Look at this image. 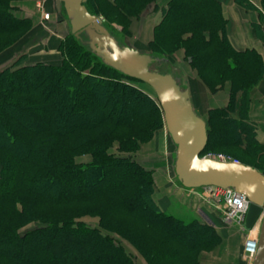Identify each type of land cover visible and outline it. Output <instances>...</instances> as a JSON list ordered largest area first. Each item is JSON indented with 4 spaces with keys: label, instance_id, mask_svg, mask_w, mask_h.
<instances>
[{
    "label": "trees",
    "instance_id": "16d2710c",
    "mask_svg": "<svg viewBox=\"0 0 264 264\" xmlns=\"http://www.w3.org/2000/svg\"><path fill=\"white\" fill-rule=\"evenodd\" d=\"M132 1L148 3L152 0ZM239 1L242 4L249 2ZM89 2H86L88 9L98 15ZM5 19L8 23L2 24ZM227 21L220 0H171L165 20L157 30L159 47L176 46L178 42L186 46L191 64L213 92L227 80L232 81L228 104L209 110V140L201 156L223 146H244L250 135L257 142L255 123L249 116L242 120L233 114L237 109L238 94L252 89L263 77L264 59L256 49L234 47L226 34ZM25 22L27 19H19L8 9L4 12L0 8V32L19 30L26 25ZM261 25L263 29L264 17ZM187 33L191 34L190 37L183 39ZM71 39L105 74L110 73L117 79H136L104 63L91 50L86 38H78L71 31ZM74 58L77 60L75 55ZM77 61L73 67L63 68L65 76L61 68L46 62L30 64L18 71L7 70L0 75V99L3 102L0 108V147L11 152L18 160L16 163L25 160L49 169L40 178L44 179L41 186H37L35 176L27 171H16L12 180H5L0 174V255L13 264H124L130 256L121 246L110 242L108 236L95 227L81 222L74 224L75 215L58 210L59 207L80 205L102 214L107 211L132 216L142 225L156 227L164 237L191 251L220 244L223 237L212 224L183 210L167 212L159 208L153 197L155 182L152 172L135 161H124L109 154L108 148L115 136H146L165 121L158 99L119 80L116 93L122 91L123 96L130 99L125 112L116 109L111 102L109 104L105 87L96 90L99 106L108 104L103 109L106 113L90 106L82 111H70L69 97L78 94L72 85L74 82L93 85V81H101L94 73L83 76L84 67L76 69L77 64L80 65ZM54 70H58L57 73ZM68 71H73V75ZM27 74V84L6 85L8 77ZM25 92H35L46 104L24 103L33 100L18 96ZM36 109H39V115L34 113ZM65 114L69 120L64 119ZM18 125L28 131L21 130ZM118 129L126 131L117 135ZM257 144L264 148V143L258 141ZM87 152L93 159L87 164L77 163L76 155ZM105 161L127 166L132 173L122 181L114 180L117 172L111 169L107 173ZM259 170L264 173L263 169ZM51 174L56 175L52 177ZM76 175L81 176L79 182L73 181L72 177ZM35 219L47 222L48 226L24 235L19 232L20 227ZM86 240L93 241V246L101 245V251L81 250ZM30 245L32 247L28 249ZM101 252L111 255L107 263L94 259Z\"/></svg>",
    "mask_w": 264,
    "mask_h": 264
},
{
    "label": "rangeland",
    "instance_id": "374dc122",
    "mask_svg": "<svg viewBox=\"0 0 264 264\" xmlns=\"http://www.w3.org/2000/svg\"><path fill=\"white\" fill-rule=\"evenodd\" d=\"M170 1L152 0L148 3H135L132 0H90L89 5L97 11L98 16L119 39L121 44H130V46L138 48L142 52L151 53L153 56L160 58V60H165L160 67L161 70L169 69V62H172L181 67L182 74L191 79L192 75H195L198 70L191 64L186 46L179 42L176 46H174L175 44H170L168 47H159L157 44V39H159L157 30L159 31V25L165 20ZM253 1L257 2L258 0ZM257 4L260 6L261 14L264 17L263 0ZM0 8L4 12L8 9L19 19H27L26 25L24 24L19 30L0 32V75H4L7 70H21L30 64H34L31 62L35 61V59L48 58V60H51L50 64L54 65L53 67L58 66V68L55 67L57 69L61 68L65 76L67 74H65L66 71H63V68L65 66L73 67L78 62L77 60H79L80 65L77 64L76 69L84 67L82 71L83 76L94 73L101 81H93L92 85L91 83L86 84L72 80L74 83H70L77 88L78 94L69 97L68 108L70 111H82V108L90 106L94 110H100L99 112L102 114L106 113L103 109L108 104L107 106H99V100H97L99 94L96 90L105 87L107 91L106 97L110 98L109 104L111 102L114 106H117L116 109L125 112L130 106V99L123 96L122 91L116 93V85L119 80L131 84L157 99L154 89L149 84L139 79H119L121 77L117 79L110 73L105 74L99 69L98 65L94 66L96 63L92 61V57L84 53L72 41L71 26L67 13L64 8H62V11H59L54 0H0ZM1 23L7 24L8 20H2ZM190 35V33L185 34L183 39H187ZM53 37L58 38V45L56 46L57 50L51 51L52 49L48 42ZM74 55L77 57V60L74 58ZM39 62L44 61H36L35 63ZM156 66L157 63L152 65L153 68ZM54 71L57 73L58 70ZM67 73L73 75L74 72L68 71ZM27 78L28 74L21 77L19 75L13 78L8 77L6 85L10 87L21 86L22 84H27ZM59 78L61 79V76ZM209 89L213 92L210 87ZM29 93L25 92L22 95L15 93V95L22 98H32V101L24 102L27 104L33 101L39 103V105L41 103L46 104L42 97L38 96L35 92ZM246 93L242 92L240 98L243 106L248 102ZM42 96L46 97L45 95ZM51 98L52 96L50 95L49 99ZM2 103L0 99V108H2ZM34 113L39 115V109L34 110ZM245 116H249L250 119L246 107L242 109V114L239 118L243 120ZM64 119L69 120L70 118L65 114ZM79 123L85 124L86 122L79 121ZM75 125L77 124L75 123ZM18 126L21 130L28 131L23 126ZM66 126L65 124V129ZM125 131L124 129H118L117 135L123 134ZM255 138L258 142L256 134ZM257 142L250 135L244 146H223L212 151H207L203 156H211L223 160H238L239 162L248 163L264 170V148L260 147ZM108 151L114 157H119L124 161H135L139 165H142L145 170L152 172L155 182L153 197L162 211L183 210L188 215L199 217L202 221L212 224L219 233L218 228L223 230L224 226H227V228L230 226L236 232V235L238 234L237 236L241 238V249L239 251L237 247L232 248L230 246V248L229 244L228 246L225 244L222 246L223 240L212 248H198L191 251L185 246L164 237L156 227L142 225L137 219L129 215L107 211L103 214L99 211H89L86 205L58 208V210L64 213L75 215L74 224H80L81 222L95 227L108 236L110 242L114 241L118 246H121L123 251L130 256L127 261L124 260V264H251L254 255L252 251L246 249V243L248 239L259 238L262 219H259L251 230H247L245 228L246 217L244 218L247 211L245 213L241 212L238 216L231 217L232 208L222 188L216 186L189 188L181 183L175 170L177 145L173 141L165 121L155 126L146 136L138 134L122 137L115 136ZM92 159V154L89 152L76 155L75 158L79 164H87ZM16 162L18 160L14 158L11 152L0 147V174L5 180H12L13 173L21 170L35 176L34 180L37 186L44 184V179L40 178L45 176L49 170L47 167L37 166L25 162V160H21V163ZM122 166L118 162L105 161L107 173L111 169L115 173L117 172L115 178H112L117 181L124 180L125 177L132 173L129 167ZM54 175L56 174H53L52 177ZM80 177L76 175L72 178L73 181L79 182L81 180ZM50 183L52 184V182ZM45 226H48L47 222L35 219L20 227L19 232L24 235ZM91 242L93 241L86 240L81 250L86 251L88 249L89 251L90 249H96L97 252H100L101 245L94 244L93 246ZM32 245L28 249H31ZM18 246L21 247V245ZM229 249L232 251H229ZM75 251L77 252L78 249H75ZM212 256L214 257V262L207 260ZM110 257L111 255L106 256L101 252L100 254L97 253L94 259L107 263ZM0 264H13V262L1 254Z\"/></svg>",
    "mask_w": 264,
    "mask_h": 264
},
{
    "label": "water",
    "instance_id": "95a60500",
    "mask_svg": "<svg viewBox=\"0 0 264 264\" xmlns=\"http://www.w3.org/2000/svg\"><path fill=\"white\" fill-rule=\"evenodd\" d=\"M87 0H56L59 11L65 9L71 31L86 43L104 63L149 84L155 91L163 110L165 124L177 145L175 170L186 187L216 186L249 200L245 228L251 230L262 219L258 239H248L246 248L255 250L252 264H264V173L243 162L226 161L201 156L209 140L208 122L193 106L189 82L182 68L169 62V69L161 70L165 60L151 53L121 44L119 39L93 14ZM157 63L156 67H152Z\"/></svg>",
    "mask_w": 264,
    "mask_h": 264
},
{
    "label": "crops",
    "instance_id": "0c3cea01",
    "mask_svg": "<svg viewBox=\"0 0 264 264\" xmlns=\"http://www.w3.org/2000/svg\"><path fill=\"white\" fill-rule=\"evenodd\" d=\"M164 1L166 2L170 0ZM220 1L223 7V13L226 19L228 20L226 25V34L229 37L231 43L234 45V47L239 50H244L247 48L256 49L261 53L264 59V31L261 27L263 17L261 14L262 12L260 10L261 8L257 4L261 3V0H258L257 2L249 0V2H245V4L240 3L239 0ZM54 3L56 4V0H54ZM57 40L58 38L53 37L51 38L50 42H48L51 46V51L57 50ZM36 61H44L46 63H51V60H48V58H39L38 60L35 59V61H32L31 63H35ZM187 78L189 82L191 99L195 111L206 121H208V113L210 109L224 107L228 104L232 90L231 80H227V82L224 84L223 87H221V89L213 93L210 91L209 87L205 84V82L201 79L198 71L195 75H192L191 79L188 76ZM241 96L242 92L238 94L237 109L233 115L236 118L240 119L239 117L242 114V109L246 107L250 115V120L256 123V136L258 141L264 142V74L259 83L253 89L247 91L246 97L249 103L247 102L243 106L240 102ZM218 229L223 237L222 246L224 244L228 246L229 244V247H237L238 251L239 249H241V238L237 236L238 234L236 235V232H234L232 227L229 226L227 228V226H224L223 230H221L220 228ZM234 235H236L237 237ZM229 251L232 250L229 249ZM207 260L214 262V257L212 256ZM252 263L253 261H251V264Z\"/></svg>",
    "mask_w": 264,
    "mask_h": 264
},
{
    "label": "built area",
    "instance_id": "2783aa9c",
    "mask_svg": "<svg viewBox=\"0 0 264 264\" xmlns=\"http://www.w3.org/2000/svg\"><path fill=\"white\" fill-rule=\"evenodd\" d=\"M226 161L239 162L238 160H226ZM222 190H224L225 194L227 195L229 205L232 208V211L230 213L231 217L238 216L241 212L245 213L247 211L249 200L245 195H240V194L235 193L234 191L226 190L223 188Z\"/></svg>",
    "mask_w": 264,
    "mask_h": 264
},
{
    "label": "bare ground",
    "instance_id": "6f19581e",
    "mask_svg": "<svg viewBox=\"0 0 264 264\" xmlns=\"http://www.w3.org/2000/svg\"><path fill=\"white\" fill-rule=\"evenodd\" d=\"M238 207V206H237ZM245 217H246V214H245ZM260 229H261V226H260ZM249 250V249H248ZM250 251H252L253 252V255H254V257H255V250H250Z\"/></svg>",
    "mask_w": 264,
    "mask_h": 264
}]
</instances>
